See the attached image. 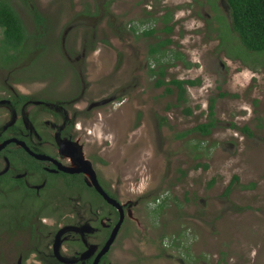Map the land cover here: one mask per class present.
<instances>
[{
    "label": "rangeland",
    "instance_id": "374dc122",
    "mask_svg": "<svg viewBox=\"0 0 264 264\" xmlns=\"http://www.w3.org/2000/svg\"><path fill=\"white\" fill-rule=\"evenodd\" d=\"M9 1L28 31L34 27L30 9L36 7L48 20V37L63 38L71 56L79 43L92 39L94 48L82 62L80 96H114L84 121L90 128L84 151L99 152L102 178L121 199L133 201L105 264H264V50H248L225 26L219 40L199 26V18H188L181 1L166 33L158 29L156 15L164 8L159 0H151L147 12L146 0H112L99 20L85 18L82 10L104 0ZM128 23L155 31L133 36ZM162 37L170 38L162 50V78L198 80L186 86L185 100L175 99L173 87L166 92L156 85L146 70L153 63L147 48ZM32 70L57 77L9 75L7 84L29 92L49 88L58 97L78 94L74 73L57 48L40 53ZM210 97L215 122L209 133H183L207 119ZM243 122L250 123L246 134L239 129ZM32 203L26 198L17 207L23 211ZM8 239L1 242L0 264H14L27 247L26 237ZM34 262L28 254L22 264Z\"/></svg>",
    "mask_w": 264,
    "mask_h": 264
},
{
    "label": "flooded vegetation",
    "instance_id": "af4514ba",
    "mask_svg": "<svg viewBox=\"0 0 264 264\" xmlns=\"http://www.w3.org/2000/svg\"><path fill=\"white\" fill-rule=\"evenodd\" d=\"M111 1L94 3L91 9L82 10V13L85 18L97 15L99 20L102 14L108 12L104 8ZM146 1L149 3L145 4ZM146 1L145 12L151 9V0ZM159 1L164 8L156 18L161 24L158 29L164 33V17L168 14L166 23L171 24L173 9L179 1L185 3L188 18H199V26L213 31L219 40L224 26L227 31L230 30L229 24L225 23L228 15L222 0ZM171 3L174 8L166 7ZM33 9L41 16L40 22L35 20ZM30 10L34 23L30 31L15 10L26 33H29L24 42L13 47L0 46V77L4 76L0 80V248L2 240L5 244L9 242L6 241L8 238L23 236L27 239V247L17 252L14 264H22L28 254L35 257L34 264H105L108 263L107 255L128 212L131 214L133 201L127 197L121 199L113 184L102 178L96 166L101 161L99 152L92 154L84 151L90 132L84 121L90 122V117L96 112H93V108L111 102L114 96L82 99L80 95L85 87L82 84L81 67L86 51L94 48L92 39L79 43L78 52L71 56L63 38L53 42L48 37V20L45 16L36 7ZM93 11L97 13L89 15ZM127 25V31L133 36L142 35V30L152 27L143 26L138 31L133 24ZM1 40L0 27V45ZM165 46H160L159 51L162 52ZM53 48L59 50L73 71L78 94L68 98L58 97L49 88L29 92L19 90L11 82L7 84L6 77L9 75H36L55 81L57 76H51L50 71L32 70L39 54ZM161 56L154 58L147 48V57L153 63L146 70L154 76V82L158 74H151L150 71H157L159 66H163L165 74L166 63ZM58 65L63 70L64 66L60 63ZM188 85L192 84L184 82V89ZM170 87L171 90L173 87L176 99L177 88L172 85ZM212 117L209 131L215 122L213 114ZM247 123L243 122L239 128L242 134L249 130L250 123ZM260 144L264 147V138H260ZM7 193L14 194V199H3ZM26 198L33 203L21 211L17 204ZM161 205L158 203L153 209ZM45 217L52 218V223L44 222ZM116 224L112 239L102 251Z\"/></svg>",
    "mask_w": 264,
    "mask_h": 264
},
{
    "label": "trees",
    "instance_id": "16d2710c",
    "mask_svg": "<svg viewBox=\"0 0 264 264\" xmlns=\"http://www.w3.org/2000/svg\"><path fill=\"white\" fill-rule=\"evenodd\" d=\"M110 1V0H107ZM227 5V15L229 20L225 23L230 26V29L233 30L239 41L243 44L245 48L253 51L264 50V0H224ZM35 20L40 22L41 16L39 13L33 9L32 10ZM97 11L89 13V15L96 14ZM169 16L166 14L164 17L165 24L162 27L165 32L171 30V24L166 23ZM226 20V19H225ZM0 27L2 30V47L6 46H16L22 44L29 33H26L24 26L21 22V19L9 4L7 0H0ZM93 29V27L91 28ZM93 31V30H91ZM154 31V28L149 27L142 30V35H150ZM92 34L88 38H91ZM170 42L168 37H165L153 44H149L148 52L153 54V57L158 59L162 52L159 51V47ZM159 57H158V53ZM177 56V53H174V57ZM151 74H158L157 80L155 81L156 85L165 84V91H171V87L175 86L177 88L176 99L177 101L184 100V86L183 83L194 84L198 80L190 78H170L164 80L162 77L164 75L163 66H159L157 71H150ZM188 112V108L186 109ZM212 114H213V98L210 97L207 105V117L208 120L204 122L197 123L191 128L183 131L186 133L189 130H198L201 133H207L209 127L212 125ZM233 179H236V176H233Z\"/></svg>",
    "mask_w": 264,
    "mask_h": 264
},
{
    "label": "water",
    "instance_id": "95a60500",
    "mask_svg": "<svg viewBox=\"0 0 264 264\" xmlns=\"http://www.w3.org/2000/svg\"><path fill=\"white\" fill-rule=\"evenodd\" d=\"M222 3H223V5H224V7L227 9V5H226V3H225L224 0H222ZM96 187L100 189V187H98L97 185H96ZM102 192H103V191H102ZM103 194H104V192H103ZM104 195H105V194H104ZM116 226H117V224L115 225L114 229H113V230L111 231V233H110V236L108 237L107 241H106L105 244L103 245V247H102V251H104V250L106 249L108 243H109L110 240L112 239V237H113V235H114V233H115Z\"/></svg>",
    "mask_w": 264,
    "mask_h": 264
}]
</instances>
